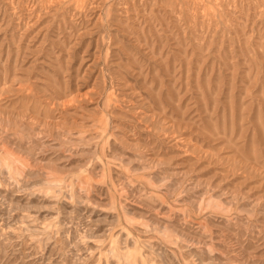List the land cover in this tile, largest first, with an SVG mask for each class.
Segmentation results:
<instances>
[{"label": "rangeland", "instance_id": "374dc122", "mask_svg": "<svg viewBox=\"0 0 264 264\" xmlns=\"http://www.w3.org/2000/svg\"><path fill=\"white\" fill-rule=\"evenodd\" d=\"M0 264H264V0H0Z\"/></svg>", "mask_w": 264, "mask_h": 264}]
</instances>
